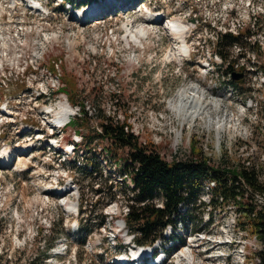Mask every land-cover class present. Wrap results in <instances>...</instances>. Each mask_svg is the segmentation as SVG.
Here are the masks:
<instances>
[{
    "label": "rangeland",
    "instance_id": "1",
    "mask_svg": "<svg viewBox=\"0 0 264 264\" xmlns=\"http://www.w3.org/2000/svg\"><path fill=\"white\" fill-rule=\"evenodd\" d=\"M41 1L47 14L26 16V38L10 41L20 57L0 63V156L11 149L7 167H0V264L143 263L133 257L139 246L125 223L132 203V181L121 172L127 151L115 150L114 157L106 151L110 143L99 137L106 118L133 125L140 143L169 163L194 154L214 166L246 162L264 180V0H252L250 7L248 0H143L162 17L152 25L138 12L145 7L137 9L141 0L118 1L132 3L129 9L107 5L119 11L87 24L75 20L87 8L81 4L109 1ZM174 18L192 25L187 53L166 30ZM139 29L146 31L142 39L128 37ZM218 31L252 33L242 41L245 49L223 51L235 61L233 71L243 73L238 80L215 53ZM42 48L45 55L36 59ZM171 51L176 59L167 57ZM32 60L41 71L21 68ZM55 67L61 78L53 93L42 72ZM197 86L206 101L220 104L215 121L204 114L186 119L193 99L176 107L178 113L171 106L180 90ZM62 101L74 110L70 121L82 108L88 112L81 127L68 121L54 128L58 111L47 108ZM204 196L185 222L164 231L166 240L153 246L159 255L146 264L262 263L264 246L241 229L237 206ZM153 203L161 207V198Z\"/></svg>",
    "mask_w": 264,
    "mask_h": 264
},
{
    "label": "trees",
    "instance_id": "2",
    "mask_svg": "<svg viewBox=\"0 0 264 264\" xmlns=\"http://www.w3.org/2000/svg\"><path fill=\"white\" fill-rule=\"evenodd\" d=\"M84 4L88 3L84 2L81 5ZM251 36L252 33L248 31H242L237 35L228 31L216 33L215 53L227 61L226 70L231 74L235 61L229 62L228 57L223 55V51L242 47V41ZM259 48L262 49L261 46ZM254 52L259 53L256 50ZM80 115L70 121V124H78L81 127V122L87 120L88 112L82 108ZM79 130L77 128V132ZM101 130L99 137L110 143L106 151L111 153L112 157L115 150L127 151L121 165V172L132 181V187L127 185L131 192L129 200L132 203L127 205L128 214L125 223L134 228L133 240L136 244L154 246L160 240L165 241L164 231L169 226L173 229L177 228L178 222L180 224L185 222L191 208L198 201L201 202L200 195L204 191L206 182L212 181L215 186L209 201L217 200L223 204L233 203L237 206V210L243 216V221L240 223L241 229L246 233L256 234L259 242L264 246V206L259 208L254 199L255 193L264 194V180L254 166L247 165L246 162L238 167L214 166L208 157H202L201 154L199 156L194 154L196 158L174 160L169 163L155 148L143 146L138 137L127 132L126 123L120 124L106 118L101 123ZM82 141L86 144L87 140L82 137ZM150 145L153 146V144ZM116 194L111 200L117 199ZM250 195L252 198L249 197ZM156 197L161 198V207L153 203ZM247 199H250V202L246 201ZM85 239L84 236L83 242ZM50 248L45 251L44 260L50 256ZM261 264H264V258Z\"/></svg>",
    "mask_w": 264,
    "mask_h": 264
},
{
    "label": "bare ground",
    "instance_id": "3",
    "mask_svg": "<svg viewBox=\"0 0 264 264\" xmlns=\"http://www.w3.org/2000/svg\"><path fill=\"white\" fill-rule=\"evenodd\" d=\"M118 1L119 0H117L115 3H117V5L119 7H121V6L122 7H126V5H128V9H129L131 7V5H132V3L129 4L126 1H125L126 5H123L122 2L120 3ZM108 4L109 3L102 4V5H92V6L87 7L84 10H80L77 13V18L75 20L77 22L81 23V24H87V23H89V22L94 20L93 18L90 19L92 16H94V14L99 15L101 12H103L101 17H105L107 12L104 11V10H108V9H112L113 10V8L107 7ZM34 6L36 7V9H38V7L36 5H34ZM145 9H146V12H144V8H141L138 11L139 13L141 12V14L144 15V16L142 15L144 24L152 25V24L158 23L157 20L160 18L159 15H156L152 11H149L150 9L147 8V6H146ZM97 19H99V18H97ZM97 21H99V20H97ZM166 30L169 31L170 33H172L174 35V37L177 38V40H179V42H181V51L184 52V53H187L189 51L188 35H189L190 31L192 30L191 23H189L188 21H185L183 19H180V18H174L167 25ZM145 35H146L145 29H139L135 33L130 32L128 37H131V39H133L135 41V40H138V39H142ZM167 57L176 59L177 58V54L173 53L171 51V53H169L167 55ZM200 89L201 88H199L197 86V87H195L193 89H190V90L189 89L180 90L178 92V94H177L176 99H175L176 101H172V105L171 106L175 110L176 107H179V106L182 107V104H183L184 101L193 99V102L191 103L192 105L190 106L191 111L188 112V114H186V119H189L191 117L189 115H192V117H195V116H199L201 114H204V115H207V117H209L208 121H211V120L215 121V118L211 119V117L213 115L215 116V114L218 115L219 112H222L221 111V106H220L219 103L218 104H213V102H211V101L210 102L206 101V99H205L206 95H202ZM213 108H215V110ZM47 110H56V111H58V112H56V120H55V123L57 125L54 126V128L63 127L65 124L68 123V121H70L71 117L74 115V110L72 109L70 104L68 102H64V101L60 102V104L57 105L56 108L55 107H49V108H47ZM175 111L178 113L177 110H175ZM226 117L229 118L231 121H233L235 119V117H234V119L232 120L233 117L231 115H229V114H226ZM216 124L218 125V123H216ZM25 148L26 147H22V149H25ZM27 153H28L27 151L26 152L22 151V152H20V155H26ZM9 159H11L10 151L8 149H6L2 153V155L0 156V167H7ZM75 207H76L75 205H72L70 208H71V210H74ZM146 252L147 251H143L142 252V250H141L139 252L140 253L139 255H138V252H136V253L133 254V257H136V259H139V260L140 259L144 260L146 258V256H144L145 254H147ZM139 260H137V261H139ZM128 262H129V260H128ZM128 262L126 261L124 263L125 264H134L132 262L131 263H128ZM149 264H155V261L152 262V263H149Z\"/></svg>",
    "mask_w": 264,
    "mask_h": 264
},
{
    "label": "built area",
    "instance_id": "4",
    "mask_svg": "<svg viewBox=\"0 0 264 264\" xmlns=\"http://www.w3.org/2000/svg\"><path fill=\"white\" fill-rule=\"evenodd\" d=\"M249 6H251L252 0H248ZM30 4L26 0H0V63L2 60L9 61L10 59H18L20 56L17 55V52H13L14 50L11 48L10 41L20 38H26V35L30 31L27 25L23 24L22 19L26 17V13L30 12ZM235 33H238L235 32ZM13 35V36H12ZM20 37V38H19ZM11 48V52L9 49ZM46 49L42 48L37 51L36 59L38 57H43L45 55ZM37 62L32 60L30 62L25 61L24 65H21L23 70L33 69L41 71L40 65L34 66ZM20 65V64H18ZM45 71L42 72L43 77L45 78L44 83H47V89L50 88L54 93L56 88L59 90L60 78L61 75L57 73L56 67L55 72H50L48 69L43 68ZM42 94V93H41ZM46 95L45 92H43ZM12 114L11 112H8ZM127 132H131L136 137L140 134V131H136L134 126H127ZM215 184L212 181H208L205 184L203 193L205 194L204 198L208 199L211 196L212 189ZM257 199L259 208L264 206V194H257L254 196V199Z\"/></svg>",
    "mask_w": 264,
    "mask_h": 264
},
{
    "label": "water",
    "instance_id": "5",
    "mask_svg": "<svg viewBox=\"0 0 264 264\" xmlns=\"http://www.w3.org/2000/svg\"><path fill=\"white\" fill-rule=\"evenodd\" d=\"M243 73H234L233 74V79L238 80L240 77H242Z\"/></svg>",
    "mask_w": 264,
    "mask_h": 264
}]
</instances>
